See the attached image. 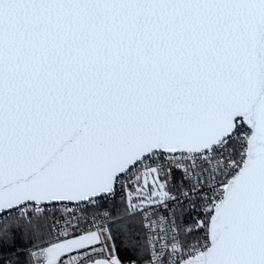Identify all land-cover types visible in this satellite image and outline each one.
<instances>
[{"label":"snow or ice","instance_id":"1","mask_svg":"<svg viewBox=\"0 0 264 264\" xmlns=\"http://www.w3.org/2000/svg\"><path fill=\"white\" fill-rule=\"evenodd\" d=\"M0 264H264V0H0Z\"/></svg>","mask_w":264,"mask_h":264}]
</instances>
